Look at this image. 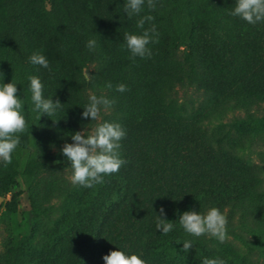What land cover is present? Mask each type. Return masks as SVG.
<instances>
[{"label":"trees","instance_id":"obj_1","mask_svg":"<svg viewBox=\"0 0 264 264\" xmlns=\"http://www.w3.org/2000/svg\"><path fill=\"white\" fill-rule=\"evenodd\" d=\"M126 2L0 0V84L16 83L24 103L28 130L19 134V147L35 137L38 148L21 173L31 207L22 212L17 240L7 238L0 264H105L103 257L118 250L146 264H202L217 257L236 264L206 236L187 234L179 218L213 207L224 214L227 207L259 199L257 167L223 150L226 140L233 141V128L245 134L253 123L264 128V121L250 114L237 118L214 140L202 115L189 112L176 97V88L264 102V22L251 25L230 15L237 0H155V10L145 0L143 11L131 18ZM145 15L154 17L159 42L149 45L151 58L132 59L124 35L142 34L136 24ZM151 26L146 23L145 29ZM90 40L96 41L94 49L86 47ZM36 52L47 58L51 71L29 62ZM31 76L40 78L44 98L60 101L54 116L33 111ZM108 82L112 89L105 87ZM119 84L128 90L116 91ZM89 91L116 101L109 111L126 129L120 149L126 164L103 184L78 185L57 197L53 181L42 178L39 151L56 145L62 152L55 137L66 141L77 131ZM17 176L0 168V194L9 192ZM54 198L61 199V210L51 226ZM161 207L162 218L174 224L167 235L156 228ZM15 208L11 203L6 215ZM184 241L193 244L188 252Z\"/></svg>","mask_w":264,"mask_h":264},{"label":"clouds","instance_id":"obj_2","mask_svg":"<svg viewBox=\"0 0 264 264\" xmlns=\"http://www.w3.org/2000/svg\"><path fill=\"white\" fill-rule=\"evenodd\" d=\"M145 6V0H127L124 10L129 18L139 16ZM147 7L155 10V0H147ZM230 15L239 17L248 24L256 25L264 22V0H237ZM152 15L142 16L136 27L143 29V33H125L124 40L126 47L131 53L132 59L135 57L151 58L153 53L149 47L152 43L159 42V33L156 26L152 24ZM151 24L145 29V24ZM95 40L88 41L86 47L94 49ZM29 62L49 69L50 64L47 58L39 52L33 53L29 57ZM84 79L91 81V75L84 69ZM31 101L34 105L33 111L52 117L61 107L59 100L46 99L43 95L44 85L37 76L29 77ZM106 88L112 89L111 82L106 83ZM128 88L124 84L116 86V91L125 92ZM114 99H109L104 95H91L89 102L83 107L82 118L91 117L92 121H99L102 111H108L115 105ZM24 103L18 95L17 84H0V163L7 167L12 163V154L19 146L20 135L28 130L26 118L23 114ZM42 115V116H43ZM41 118V117H40ZM126 129L117 122L98 123L94 128L85 131H77L71 135L73 143H66L62 148V154L70 162L73 174L71 182L84 188H93L103 184L104 177L118 173L120 168L126 164L121 158V141L126 138ZM165 216L163 207L158 215L156 228L162 230L163 235L169 234L174 229V224L162 218ZM227 217L218 208H211L206 214H201L195 210L184 212L179 218V225L189 235L195 237L209 236L223 243L228 238ZM193 247L191 241L183 242V251L188 252ZM105 264H146L140 256L136 254L128 255L125 252L111 251L103 257ZM202 264H227L225 259L205 258Z\"/></svg>","mask_w":264,"mask_h":264},{"label":"rangeland","instance_id":"obj_3","mask_svg":"<svg viewBox=\"0 0 264 264\" xmlns=\"http://www.w3.org/2000/svg\"><path fill=\"white\" fill-rule=\"evenodd\" d=\"M89 69L92 70L93 65ZM88 93L92 95L91 91ZM176 97L187 106L189 112L202 115L209 135L214 140L223 136L222 128L226 130L237 118L247 120L250 114L257 120L264 121V102L257 100H221L204 90L191 87L185 89L177 87ZM102 122H114L109 110L101 112L99 121H92L91 117L84 119L77 131H90ZM253 124L250 131L245 134L233 128L231 133L233 141L226 140L223 151L243 156L257 167L261 179V187L258 191L260 197L254 202L225 209L224 215L228 221V238L225 242L220 243L215 238L206 236L212 247L219 250L227 249L236 264H264V128L262 124ZM56 132L54 127L51 133L54 135ZM34 140L35 137H31L27 147L18 146L12 154V163L7 167L0 163V168L4 171L15 170L18 173L17 182L10 187L9 192L0 194V253L4 251L8 237L17 240L18 223L22 218V212L31 207L28 185L21 173L30 156L38 149L33 144ZM55 141H60L62 148L66 143H73L71 135L66 138V141L57 137ZM39 152L40 161L43 163L40 167V171L44 173L42 178L45 181H53L57 197L62 191H72L78 186L71 182L73 171L70 162L67 161L59 147L54 145L45 150L40 149ZM13 202L16 203V208L7 216L8 206ZM52 202L54 205L50 211V225L54 226L60 215L61 199L54 198Z\"/></svg>","mask_w":264,"mask_h":264}]
</instances>
